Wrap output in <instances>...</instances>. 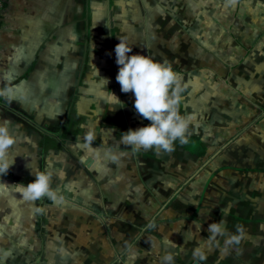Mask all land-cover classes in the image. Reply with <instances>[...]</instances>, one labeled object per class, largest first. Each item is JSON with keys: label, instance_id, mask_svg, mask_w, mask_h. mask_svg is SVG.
<instances>
[{"label": "crops", "instance_id": "0c3cea01", "mask_svg": "<svg viewBox=\"0 0 264 264\" xmlns=\"http://www.w3.org/2000/svg\"><path fill=\"white\" fill-rule=\"evenodd\" d=\"M119 36L129 55L170 62L188 85L181 113L198 116L188 144L159 154L120 145L127 155L109 158L122 132L150 123L116 80ZM261 49L264 0H5L0 89L14 93L0 96V122L17 142L0 177V264H161L152 252L165 247L174 264L190 262L198 231L215 222V177L197 173L214 150L215 119L229 132L230 66ZM44 169L66 200L36 201L39 214L16 184ZM143 243L152 254L134 249Z\"/></svg>", "mask_w": 264, "mask_h": 264}, {"label": "rangeland", "instance_id": "374dc122", "mask_svg": "<svg viewBox=\"0 0 264 264\" xmlns=\"http://www.w3.org/2000/svg\"><path fill=\"white\" fill-rule=\"evenodd\" d=\"M261 51L250 57L247 66H230L229 118L226 120L229 132L218 133L215 119L214 150L211 155L208 152L207 166L197 168H201L197 174L203 175V182L206 177H215L211 186L215 222L225 219L229 233H234L236 225L242 224L247 236L241 245L227 251L223 250L224 238L219 237L220 243L207 250V259L198 261L199 264H264V49ZM222 76H226L225 69L222 75L219 72L218 77ZM200 192L206 193L204 189ZM198 232L200 240L208 238V230ZM134 249L153 255L173 252L165 247L150 253L146 243ZM193 249L188 248L190 262L186 264L196 261Z\"/></svg>", "mask_w": 264, "mask_h": 264}, {"label": "clouds", "instance_id": "9594fccd", "mask_svg": "<svg viewBox=\"0 0 264 264\" xmlns=\"http://www.w3.org/2000/svg\"><path fill=\"white\" fill-rule=\"evenodd\" d=\"M237 0H228L234 5ZM120 42L115 46L116 63L119 71L116 76L123 93H132L135 97L134 108L136 113L149 121L146 126L137 129H129L120 134L119 144L116 150L108 153L112 162L119 164L121 157L127 155L119 151V146L130 148L133 153L153 150L156 153H171L175 150L176 143L188 144L193 132L198 127L196 113H181L183 93L188 85L182 83V76L167 61H157L151 56L143 54L129 55L133 47L128 40L119 36ZM108 83V80L105 79ZM14 86L0 89V96L11 100ZM112 93V92H111ZM112 96L120 102L113 93ZM86 139L91 142L92 136ZM17 142L7 121L0 122V177L7 175L15 163L12 148ZM35 180L27 184H16L17 193L22 199L31 202L47 198L56 205L65 203L66 196L60 187H53L54 172L44 169L35 172ZM8 185V184H6ZM4 185H0L3 187ZM15 186V185H12ZM34 212L42 214L44 207L35 206ZM223 212V210H222ZM151 226V225H150ZM208 238L201 239L200 243L192 250L193 259L204 261L207 259V250L214 244L220 243L219 237H223L224 251L231 247L239 246L246 239V228L242 224L236 225L234 233H229L226 228V220L221 219L208 227ZM175 256L172 252H166L161 257V264H174Z\"/></svg>", "mask_w": 264, "mask_h": 264}, {"label": "built area", "instance_id": "2783aa9c", "mask_svg": "<svg viewBox=\"0 0 264 264\" xmlns=\"http://www.w3.org/2000/svg\"><path fill=\"white\" fill-rule=\"evenodd\" d=\"M5 0H0V23H1V14L4 8Z\"/></svg>", "mask_w": 264, "mask_h": 264}, {"label": "water", "instance_id": "95a60500", "mask_svg": "<svg viewBox=\"0 0 264 264\" xmlns=\"http://www.w3.org/2000/svg\"><path fill=\"white\" fill-rule=\"evenodd\" d=\"M194 264H199L198 262H195Z\"/></svg>", "mask_w": 264, "mask_h": 264}]
</instances>
